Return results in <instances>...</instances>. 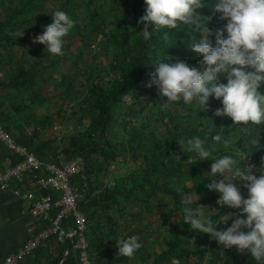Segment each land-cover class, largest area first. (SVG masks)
<instances>
[{"label":"trees","instance_id":"trees-1","mask_svg":"<svg viewBox=\"0 0 264 264\" xmlns=\"http://www.w3.org/2000/svg\"><path fill=\"white\" fill-rule=\"evenodd\" d=\"M202 2L197 11L212 16L208 27L222 29L226 22L212 13L216 0ZM145 7L144 0H0V123L43 163L82 159L84 177H73L71 185L80 195L92 264H258L235 248L221 255L222 246L184 223L182 201L215 211L205 210L214 220L236 211L217 205L219 194L205 187L216 179L210 165L239 150L250 151L245 166L259 168L264 125L250 126L247 133L231 127L230 118L214 115L222 105L212 97L207 110L195 101L162 107L166 98L155 85H145L160 60L197 65L200 57L190 51L196 32L180 25L153 32L145 42L143 25L137 24ZM57 10L75 22L59 56L33 43ZM164 32L170 33L167 44ZM209 39L215 46V36ZM219 82H227L224 75ZM259 91L264 94V85ZM65 124L71 131L58 135L55 126ZM217 134L220 142L212 140ZM194 136L205 141L209 160L199 161L179 145ZM258 136L260 147L251 149ZM115 166L129 167L128 173L116 176ZM241 193L246 198L242 186ZM231 223L215 228L225 230ZM130 236L142 247L131 258L117 255L116 242ZM43 245L47 264H79L70 240Z\"/></svg>","mask_w":264,"mask_h":264},{"label":"clouds","instance_id":"clouds-1","mask_svg":"<svg viewBox=\"0 0 264 264\" xmlns=\"http://www.w3.org/2000/svg\"><path fill=\"white\" fill-rule=\"evenodd\" d=\"M144 4V15L137 24L143 25L139 32L145 42L150 41L153 32L177 29L180 25L192 26L200 37L197 41L196 35L193 36L190 44V51L200 57L196 66L171 57L155 64L145 87L156 86L158 95L166 98L161 106L167 108L173 102L191 104L195 101L207 110L212 97L222 105L214 115L230 118L231 127L240 126L247 133L250 126L264 125V94L259 91L264 85V0H216L212 13L220 14L219 19L226 23L214 32L208 27L212 16L205 17L197 11L204 7L202 0H144ZM51 20L33 43L44 45L49 54L63 55V38L75 22L59 10L53 13ZM22 35L16 34L17 37ZM213 35L215 46L209 39ZM162 39L167 44L170 33L164 32ZM220 75L225 76L226 83L219 82ZM221 139L219 134L212 136L214 142ZM259 141V136L253 138L251 149L259 148ZM179 145L189 153L195 152L199 161L209 160L210 151L205 148L203 139L195 136L186 141L181 139ZM249 155L250 151L238 150L233 156L215 159L210 165V174L216 179L205 185L209 191L219 194L217 205L236 211L214 220L205 215V210L215 211L203 205L194 209L187 199L182 201L185 205L182 211L185 224L197 233L209 235L222 246L221 255L224 250L235 248L237 253L246 252L258 264H264V172L258 171L264 168V158L259 168L254 164L245 166ZM241 186L246 190V198ZM229 220L231 226L216 230V225ZM116 246L117 255L131 258L142 244L136 236H130L121 238Z\"/></svg>","mask_w":264,"mask_h":264},{"label":"built area","instance_id":"built-area-1","mask_svg":"<svg viewBox=\"0 0 264 264\" xmlns=\"http://www.w3.org/2000/svg\"><path fill=\"white\" fill-rule=\"evenodd\" d=\"M0 141L16 158L15 164L0 171V190L7 191L12 181L20 185L27 182L41 189L43 195L39 197L30 191H13L30 204V216L45 224L18 251L5 256L0 264H20L51 239L58 243L70 240L78 253L79 264H92L84 236L85 217L78 207L80 195L77 188L71 185L72 178L82 173V159L77 157L60 165L43 163L26 146L16 143L1 123Z\"/></svg>","mask_w":264,"mask_h":264},{"label":"crops","instance_id":"crops-1","mask_svg":"<svg viewBox=\"0 0 264 264\" xmlns=\"http://www.w3.org/2000/svg\"><path fill=\"white\" fill-rule=\"evenodd\" d=\"M14 160V155L0 141V171L11 166ZM13 189L30 191L35 197L43 195L41 189L30 186L27 182L20 185L12 181L7 191L0 190V262L8 254L18 251L37 230L45 226L41 220L30 216V204L18 197ZM47 249L42 244L32 256L25 258L20 264H47Z\"/></svg>","mask_w":264,"mask_h":264},{"label":"rangeland","instance_id":"rangeland-1","mask_svg":"<svg viewBox=\"0 0 264 264\" xmlns=\"http://www.w3.org/2000/svg\"><path fill=\"white\" fill-rule=\"evenodd\" d=\"M68 126L69 125L65 124V125H63V127L59 128L60 126L56 125L55 126V131L58 133V135L66 136L71 131L70 127H68ZM247 163H249V161H247ZM128 170H129V167L115 166L114 169H113V172H114V174L116 176H124V175H126L128 173ZM227 214H230V212H227Z\"/></svg>","mask_w":264,"mask_h":264},{"label":"water","instance_id":"water-1","mask_svg":"<svg viewBox=\"0 0 264 264\" xmlns=\"http://www.w3.org/2000/svg\"><path fill=\"white\" fill-rule=\"evenodd\" d=\"M83 170H82V173H81V175L84 177V174H85V171H84V166H83V168H82Z\"/></svg>","mask_w":264,"mask_h":264}]
</instances>
